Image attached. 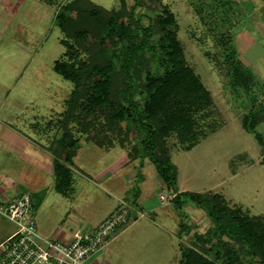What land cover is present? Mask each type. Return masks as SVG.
Listing matches in <instances>:
<instances>
[{"label":"rangeland","instance_id":"rangeland-1","mask_svg":"<svg viewBox=\"0 0 264 264\" xmlns=\"http://www.w3.org/2000/svg\"><path fill=\"white\" fill-rule=\"evenodd\" d=\"M34 1L29 0L22 4L20 12L15 13V16L11 12L14 16L13 20H10L11 29L2 34V28L5 27L2 13L6 16L5 4L0 0L2 68H7L9 78L15 76L14 72L17 78L26 69L25 78L14 85V97L8 104L9 113L13 115L15 112H22V109H16L17 105L22 104V118L33 117L31 102H34L35 114L40 110L41 115L48 116L47 106L53 103V100L47 93L58 91L59 98L56 102H59L60 107V98L68 99L73 89L71 82L64 80L53 70L54 62L63 57L65 47L60 43L63 34L56 26L55 20L45 18V13L46 10L55 11L57 7L48 5L43 0ZM54 1L60 3V0ZM113 1L93 0L105 9L118 10L120 3L114 4ZM137 2L142 5L138 7H141L140 12L152 17H156L164 8L174 14L187 62L210 92L213 102L212 106L196 114L193 140L197 142L195 146L188 148L190 144L185 143L177 134L167 140L171 160L179 175L178 186L194 193L220 194L229 206L241 208L250 216H264V56L258 58L260 52L255 48L249 50V44L245 42L238 45L241 37L238 33L245 29L253 32L251 37L259 40L264 46V36L258 35L255 30L256 23L264 22V12L260 10L244 14L236 4H228V0ZM134 4L135 0L131 5ZM18 39L23 42L20 46L17 45ZM28 63L29 66L25 68ZM234 68L242 72V82L247 84V88L236 81ZM96 122L101 124L104 121L99 118ZM74 133L80 142H94L89 141L87 136L79 133L76 128ZM61 135L62 130L59 129L56 138L59 139ZM110 137L112 142H118L111 134ZM101 138L102 142H110L102 135ZM128 147L130 148V145ZM128 147L121 148L128 152ZM145 168L147 183L151 182L155 187L153 179L158 176L156 166L148 160ZM131 182L129 179L130 184ZM139 183L138 181L136 190ZM81 187L83 186H76L77 195L69 199L55 191L49 194L43 209L36 212L37 226L39 224L44 238L55 240L45 234L48 227H55L66 234L65 240L55 241L69 243L72 241L71 231H87L92 228L88 216L93 215V219L100 216L107 197H100L88 204L89 202L86 203L83 199L84 195H78ZM169 193L168 188L164 186V191L159 190L156 197L167 196ZM126 198L128 206L134 208L133 197L129 194ZM114 201L116 200L111 199L109 208ZM71 206L75 209L82 208L87 218L74 214ZM188 208H196V211ZM204 214L205 212L194 204L184 207L181 219L191 228L189 233L184 234L183 245L186 247L194 245L196 233L203 235L204 231L212 230L213 224L210 223L211 227L208 228L206 221L210 219L205 218ZM192 232L194 233L190 235ZM222 240L231 243L239 251L242 263L247 264L248 256L243 247L225 237ZM216 242L217 239L213 238L212 243L209 241L202 245L201 251L211 252L210 248L216 246Z\"/></svg>","mask_w":264,"mask_h":264},{"label":"trees","instance_id":"trees-1","mask_svg":"<svg viewBox=\"0 0 264 264\" xmlns=\"http://www.w3.org/2000/svg\"><path fill=\"white\" fill-rule=\"evenodd\" d=\"M139 6L137 0L131 8L122 0L118 10H108L90 0H73L56 16L65 53L53 69L73 84L59 122L62 135L53 149L58 190L70 185L68 165L80 143L74 128L100 147L130 145L129 160H149L156 166L175 192L176 208L194 204L213 224L212 230L194 235L193 246L180 244V264H243L239 251L222 242L224 237L245 249L247 264H264V216L231 207L220 194L178 193V172L167 140L177 134L188 148L195 146L196 114L213 102L187 62L174 14L164 8L152 17ZM237 69L236 81L247 88ZM99 118L104 122L97 124ZM110 134L118 142H112ZM101 135L110 142H102ZM181 228L182 234L191 229L183 220ZM213 238L217 242L211 252L201 251Z\"/></svg>","mask_w":264,"mask_h":264},{"label":"crops","instance_id":"crops-1","mask_svg":"<svg viewBox=\"0 0 264 264\" xmlns=\"http://www.w3.org/2000/svg\"><path fill=\"white\" fill-rule=\"evenodd\" d=\"M26 1L29 0H1L5 4L4 15L6 16L4 17L2 13V22H5L2 34L11 29L10 20H13L15 13L20 12L22 4ZM43 1L48 5H56L55 11L46 10L45 13V18L56 20L61 7L73 0H60V3L54 0ZM90 1L93 2V0ZM125 1L129 5L134 3V0ZM118 2L121 6L122 0L113 1L114 4ZM227 3L236 4L244 14L260 10L262 13L264 12V0H228ZM57 4L60 5L57 6ZM255 30L258 35L264 36V22L256 23ZM253 34L250 30H241L238 33L241 36L238 45H242L244 42L249 44V50L255 48L257 52H260L258 54V58H260L264 56V46L260 44L259 40L251 37ZM21 44L23 42L19 40L17 45ZM22 48L26 49V47ZM241 59L244 60L242 56ZM29 64H25V68ZM23 66L21 65V67ZM25 70L17 78L16 72H14V77L9 78L7 68H2L0 62V200L10 202L18 196L29 194L33 198L37 212L43 209L52 191L69 199L77 195L76 186L82 185L78 195H84L83 199L86 200V203L89 202L88 204L100 197H107L103 210L100 212L102 214L96 219H93V215L88 216V219H91L92 228H95L109 218L120 202H127L126 197L130 194L135 205L132 208L133 221L116 237L109 240L106 248L89 264H180V244L185 238L181 228L184 209L176 208L172 202V195H175L173 190L168 189L170 193L167 196L156 197L157 192L164 191V186H167L158 172L157 177L161 180L155 176L153 182L155 181L156 186L154 187L151 182L147 183L144 170L148 160L131 162L128 152L119 145L106 148L100 147L94 142H80L72 164L68 165L70 185L63 191L58 190L60 177L56 169V156L53 149L58 140L56 135L59 130V122L66 110L63 106L66 107L67 99L61 97L62 104L59 107V102H56V99L59 98L58 91L47 93L53 100V103L47 106L49 107L46 111L48 116L41 115L40 110L38 114H35L34 102H31V111L34 113L31 118H22L24 116L22 104L16 107L17 110L22 109L21 113L15 112L14 115L9 113L8 104L14 97L12 90L15 88L14 85L25 78ZM20 119L22 120L20 121ZM262 162H264V155ZM129 179L132 180L131 184ZM136 180L140 182L138 190H136ZM177 188L178 193H194L186 188L182 189L179 186ZM161 196H165L166 199L162 200ZM111 199L116 201L109 208ZM73 209L74 214L87 218L82 208L75 209L73 207ZM188 209L196 211L194 210L196 208ZM204 215L207 218L206 213ZM210 223L211 221H206L208 228L211 227ZM15 229L13 223L0 218V242L11 236ZM37 229L44 237L39 229V224ZM47 229L46 237L55 240L66 239L63 230L55 227ZM206 232L204 231L203 234ZM67 238L69 237L67 236Z\"/></svg>","mask_w":264,"mask_h":264},{"label":"built area","instance_id":"built-area-1","mask_svg":"<svg viewBox=\"0 0 264 264\" xmlns=\"http://www.w3.org/2000/svg\"><path fill=\"white\" fill-rule=\"evenodd\" d=\"M175 195L172 196V199ZM165 200V196H161ZM0 218L15 225V232L0 242V264H89L107 242L131 221L132 208L125 201L103 223L87 231H72L69 243L42 237L37 229L33 198L23 194L5 202L0 200Z\"/></svg>","mask_w":264,"mask_h":264}]
</instances>
